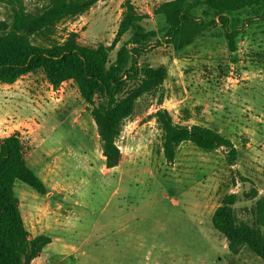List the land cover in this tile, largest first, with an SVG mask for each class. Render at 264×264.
I'll use <instances>...</instances> for the list:
<instances>
[{"label": "rangeland", "instance_id": "rangeland-1", "mask_svg": "<svg viewBox=\"0 0 264 264\" xmlns=\"http://www.w3.org/2000/svg\"><path fill=\"white\" fill-rule=\"evenodd\" d=\"M167 1L99 0L85 14L30 38L47 46L74 32L82 47L111 46L128 2L144 18L141 27L156 33L138 62L164 66L167 76L161 88L136 98L120 125L121 158L114 168L106 167L93 106L74 81L55 88L38 70L11 85L0 82V138L20 137L28 165L47 187L40 195L15 183L30 237L55 238L32 264H87L97 258L114 264L113 256L124 257L123 264H264L247 246L233 255L212 222L223 198L236 194L237 222L252 226L251 210L264 198V21L245 26L251 10L230 15L232 27L244 25L234 52L220 26L177 52L156 43L162 44L168 30L158 13ZM48 5L0 0V36L11 31L15 8L37 16ZM196 13L214 17L204 6ZM130 38L128 32L110 52L109 65ZM161 108L176 123L209 127L229 138L238 151L235 163H228L223 148L205 151L190 142L180 145L174 163L166 162L156 117Z\"/></svg>", "mask_w": 264, "mask_h": 264}, {"label": "trees", "instance_id": "trees-1", "mask_svg": "<svg viewBox=\"0 0 264 264\" xmlns=\"http://www.w3.org/2000/svg\"><path fill=\"white\" fill-rule=\"evenodd\" d=\"M49 5L37 16L20 8L14 9L12 29L0 36V82L14 84L26 74L42 70L55 88L74 81L82 98L93 106L92 116L97 124L103 156L108 169L118 166L121 152L116 145L120 125L134 109L136 98L143 93L162 87L167 76L164 66L139 64L138 59L148 51L149 43L156 38L154 31L141 27L142 16L127 3V12L111 46L99 45L96 49L80 46L78 34L70 33L62 42L35 45L30 38L49 31L58 22L85 14L99 0H48ZM212 11L207 20L197 15L200 7ZM251 10L245 26L256 20L264 21V0H171L163 3L158 13L164 16L168 30L158 47L182 51L192 45L203 33L220 26L232 52L236 51V38L244 25L232 27L230 15ZM128 32L130 40L117 51L116 60L109 65V54ZM131 84V90L127 86ZM159 105L163 97L159 98ZM163 136V155L169 164L174 163L181 144L190 142L196 147L212 151L223 148L229 164L233 165L238 151L234 143L218 131L201 126H186L173 121L166 109L156 112ZM22 181L40 195L47 193L42 179L28 165L24 146L17 134L0 138V264H32L51 238L40 235L30 237L15 192L16 181ZM256 197V196H255ZM236 194L226 195L216 208L212 222L214 228L228 240L229 250L237 255L249 247L264 258V198L251 210L254 223L238 224L233 206Z\"/></svg>", "mask_w": 264, "mask_h": 264}, {"label": "crops", "instance_id": "crops-1", "mask_svg": "<svg viewBox=\"0 0 264 264\" xmlns=\"http://www.w3.org/2000/svg\"><path fill=\"white\" fill-rule=\"evenodd\" d=\"M54 240H55V238L51 237V243H49V244L47 245V247L44 248V250H45L46 248L50 247L51 245H53ZM116 256H120V255H116ZM101 259H102V258L94 259V261L91 260V261L88 262L87 264H101V263H103V259H102V260H101ZM110 260H111V262H113L114 264H123V263H124V257H114V256H113L112 258H110Z\"/></svg>", "mask_w": 264, "mask_h": 264}]
</instances>
